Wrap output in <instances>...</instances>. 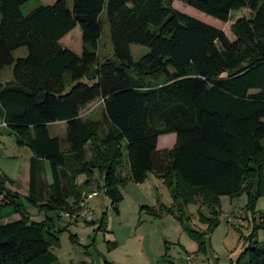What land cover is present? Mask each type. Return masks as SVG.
I'll return each instance as SVG.
<instances>
[{"label":"trees","instance_id":"16d2710c","mask_svg":"<svg viewBox=\"0 0 264 264\" xmlns=\"http://www.w3.org/2000/svg\"><path fill=\"white\" fill-rule=\"evenodd\" d=\"M29 1L0 0V71L12 69L10 80H0V111L18 145L32 152L24 197L0 169V264H59L52 252L61 231L54 216L74 214L95 171L117 213L120 187L143 183L148 172L183 208L201 201L217 217L220 195L244 191L254 208L264 196V0H179L225 23L234 11L249 9L250 16L231 26L234 40L168 0H72V8L56 0L24 15ZM104 19L113 55L99 60ZM77 26L80 53L61 44ZM133 45L148 52L134 59ZM21 47L27 55L15 58ZM97 99L106 130L81 116ZM56 122L66 124L67 150L50 132ZM170 133L177 135L175 145L159 149V137ZM125 156L129 173L123 176ZM45 162L51 182L43 175ZM83 173L87 179L78 184ZM23 198L46 219L29 220ZM174 209L140 207L153 214ZM218 224L215 218L209 230ZM259 228L264 210L237 264H264ZM187 230L205 251L206 232Z\"/></svg>","mask_w":264,"mask_h":264},{"label":"rangeland","instance_id":"374dc122","mask_svg":"<svg viewBox=\"0 0 264 264\" xmlns=\"http://www.w3.org/2000/svg\"><path fill=\"white\" fill-rule=\"evenodd\" d=\"M55 1L30 0L23 5V14L28 15L38 5H49ZM168 1L180 11L222 29L231 40H234L232 24L240 17L251 15L249 9L234 11L231 20L225 23L182 1ZM68 4L72 8V0H68ZM104 21L98 42L99 60L113 55L109 23L105 19ZM61 44L80 53V26L63 37ZM147 52L148 48L145 46H132L134 59H139ZM27 53L26 47H21L14 51V57H24ZM9 69H4V73L10 74ZM103 111L104 103L102 99H97L81 111V116L87 121H97L100 125L102 123L104 127ZM50 132L60 138L63 150H67L65 122L52 123ZM167 135L176 134L160 136L161 145L170 139ZM175 142L176 139L173 138L165 148H172ZM29 151L27 146L18 145L17 137L4 124L0 111V169L14 181L12 187L23 197L28 192L25 162L29 158ZM125 164L123 176L129 173L126 156ZM43 175L48 181H52L48 162H45ZM86 179L87 173H83L77 177L76 182L82 184ZM90 181L91 188L100 190V194L90 201L93 221L71 217L67 211L54 216L61 231L58 233V244L52 248V252L58 257L59 264H237L249 244L248 237L255 223L259 221V212L264 210V196L258 197L254 208H251L248 206L249 197L246 191L236 196L220 195L217 217L212 207L202 204L201 201L189 203L183 208L176 203L163 180L153 172H148L143 183L128 180L120 187L123 199L118 204L117 213L103 189L104 179L98 171H95ZM23 201L29 220L42 222L46 219V212L39 206L24 198ZM162 203L167 206L175 204V211L153 214L140 210L143 205L158 207ZM76 211L75 209L74 213ZM215 218L219 224L209 230L210 223ZM190 228L206 232L205 251L199 250L198 243L187 230ZM257 236L260 241H264V229L259 228ZM187 255L193 257L191 261L187 259Z\"/></svg>","mask_w":264,"mask_h":264},{"label":"built area","instance_id":"2783aa9c","mask_svg":"<svg viewBox=\"0 0 264 264\" xmlns=\"http://www.w3.org/2000/svg\"><path fill=\"white\" fill-rule=\"evenodd\" d=\"M100 194V190L96 188H91V185L85 188L81 193V198L77 204V211L74 214H68L71 217H76L77 219H83L85 221H93V211L90 207V201ZM192 256L187 255L189 261L192 260Z\"/></svg>","mask_w":264,"mask_h":264},{"label":"crops","instance_id":"0c3cea01","mask_svg":"<svg viewBox=\"0 0 264 264\" xmlns=\"http://www.w3.org/2000/svg\"><path fill=\"white\" fill-rule=\"evenodd\" d=\"M65 47V46H64ZM68 48V47H67ZM8 68V67H7ZM10 68V67H9ZM6 69V68H5ZM10 70V74H6V73H4V69L3 70H1L0 71V80H2V81H7V80H10L11 78H12V69L10 68L9 69ZM4 74V75H3ZM64 133V131H62V134ZM162 136V135H161ZM167 137H169L170 139L167 141V142H164V143H162V145H161V143H160V138H159V140H158V148L159 149H169V148H165V145H168L169 143H170V141L173 139V138H175V139H177V135H167ZM176 143V142H175ZM160 145H161V147H160ZM31 156H32V152L31 151H29V158L26 160V162H25V166H26V173L28 172V175L26 174V179L28 180V183H29V167H30V158H31ZM13 188V190H16L14 187H12ZM17 191V190H16ZM18 218H19V216H18ZM15 219H17V215H15V216H13V218L12 219H9V220H7V221H10V220H15Z\"/></svg>","mask_w":264,"mask_h":264}]
</instances>
